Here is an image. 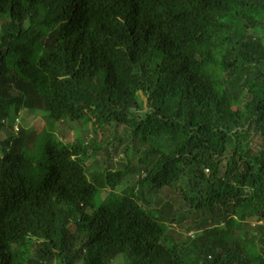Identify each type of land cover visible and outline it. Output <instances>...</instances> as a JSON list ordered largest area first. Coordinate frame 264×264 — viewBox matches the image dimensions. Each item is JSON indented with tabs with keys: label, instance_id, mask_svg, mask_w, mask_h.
<instances>
[{
	"label": "trees",
	"instance_id": "trees-1",
	"mask_svg": "<svg viewBox=\"0 0 264 264\" xmlns=\"http://www.w3.org/2000/svg\"><path fill=\"white\" fill-rule=\"evenodd\" d=\"M33 109L43 151L0 141V264H264V0H0V132Z\"/></svg>",
	"mask_w": 264,
	"mask_h": 264
},
{
	"label": "rangeland",
	"instance_id": "rangeland-1",
	"mask_svg": "<svg viewBox=\"0 0 264 264\" xmlns=\"http://www.w3.org/2000/svg\"><path fill=\"white\" fill-rule=\"evenodd\" d=\"M141 99L143 100V109L144 111H146L147 108V99L140 94ZM44 114L41 113H34V112H20L21 113V128L25 129V130H31L32 129V133H30V140L28 141L29 136L27 137L26 140H24L23 144L26 147V144L28 147H31V150H33V153H36V155H38L40 153V151H43V146L47 140V136L46 134H48L50 131H47L50 129L51 125H48V121H47V125H46V116H48V113L46 110H43ZM13 114H9V116L7 117V119L5 120L7 122V124L4 126V130H2V132H0V141H5L7 139H12L15 134L13 132V128L11 129L8 126V123H10V119L12 118ZM53 127L55 128V138H58L56 135V131H57V125H53ZM49 128V129H48ZM79 128V123H76L72 129L69 128L68 126H64V127H60L59 129V133L58 135L60 137L63 138L64 142L70 143L73 139V137H75L76 135H81L80 137H83L85 134H87L90 126L87 125L86 128H84V130L82 131V133H80L77 129ZM45 129V130H43ZM12 130V131H10ZM77 130V131H76ZM61 132V133H60ZM86 142L88 143H92L96 137L94 136V134H92V132H88V134L86 135ZM124 145H126V143H124ZM123 145V146H124ZM123 146L116 147V153L110 152L111 155V160L109 161V168L110 170H121L124 169L125 167V161L123 160L124 155H123ZM262 147L261 144V140L260 138L257 136V134L254 132L251 135V138L249 140V149L251 150L252 153H257ZM138 156L139 153L137 155H131V158L129 160V164L128 166H130L131 168H136L137 170L140 169V165L138 163ZM44 158V157H43ZM43 158H39V159H43ZM103 156L101 154L93 157L92 159H90L86 164L87 166V172L89 175L95 173L96 171L99 170L100 166L103 163ZM44 160V159H43ZM42 172H44V170H40L39 175L42 174ZM41 179V176H37L35 178L36 181H39ZM138 179V174H130L128 178H126L124 180V182L116 189L117 193H120L122 190H124L127 187L133 186L135 184V182ZM177 198V193L173 192L169 189H163L161 191H157V192H152L150 194V196L147 197V200L149 201L150 207L151 209H158L160 208L164 203H168V204H173L174 205V200H176ZM103 200L102 194L96 197L95 200V204L98 205L99 203H101ZM88 213H91V209L87 210ZM254 222V220H252ZM171 224V223H170ZM69 229L71 232H73V226H69ZM172 231H180V227L179 225L175 224V228L172 227ZM193 232H190L189 235H192ZM109 264H122V262H119L117 260V262H112Z\"/></svg>",
	"mask_w": 264,
	"mask_h": 264
},
{
	"label": "clouds",
	"instance_id": "clouds-1",
	"mask_svg": "<svg viewBox=\"0 0 264 264\" xmlns=\"http://www.w3.org/2000/svg\"><path fill=\"white\" fill-rule=\"evenodd\" d=\"M27 110H25V111H20V112H22V113H24V112H26ZM18 113L17 114V116L15 117V119L13 120V131H14V134H16V133H18V131H19V129H22V130H25V129H23V128H21V124H20V121H21V118H20V116H21V113ZM28 112H34V113H36V114H38V113H41V114H44V112H43V110H38V109H33V110H31V111H28ZM48 113V112H47ZM46 116V125H47V115H45ZM3 124H7V122L6 121H3L2 122ZM63 124V123H62ZM55 125H57V131H56V135H57V137L58 138H60V139H62L59 135H58V133H59V129L58 128H60V127H62L59 123H57V124H55ZM32 130V129H31ZM25 131H28V130H25ZM74 141V137H73V139H72V141L71 142H73ZM70 142V143H71ZM66 143V142H65Z\"/></svg>",
	"mask_w": 264,
	"mask_h": 264
}]
</instances>
